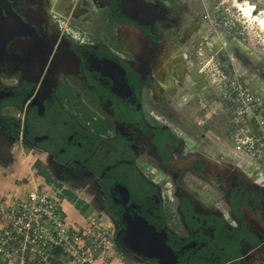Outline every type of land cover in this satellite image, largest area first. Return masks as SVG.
Masks as SVG:
<instances>
[{
  "label": "flooded vegetation",
  "instance_id": "flooded-vegetation-1",
  "mask_svg": "<svg viewBox=\"0 0 264 264\" xmlns=\"http://www.w3.org/2000/svg\"><path fill=\"white\" fill-rule=\"evenodd\" d=\"M186 4L0 0V166L38 151L41 182L104 213L128 259L264 264V185L180 122L206 16Z\"/></svg>",
  "mask_w": 264,
  "mask_h": 264
},
{
  "label": "rangeland",
  "instance_id": "rangeland-1",
  "mask_svg": "<svg viewBox=\"0 0 264 264\" xmlns=\"http://www.w3.org/2000/svg\"><path fill=\"white\" fill-rule=\"evenodd\" d=\"M181 1L187 2L188 9H195L193 12L206 15L201 19V23L196 24L193 41L191 40L196 56L189 67L191 77L189 90L186 89L187 93L180 96L181 101L184 102L185 98L187 104L185 103L182 108L174 103L177 107H181L180 111L185 113V117L190 116L192 119L185 118L180 121L183 128L189 131L190 136L186 135L189 139L187 145H193L198 140L195 135L196 133L199 135L203 129L199 130L201 128L199 123L206 125L208 133L218 144L220 143L219 146L228 155L230 164H237L245 177L258 179V185L263 186L264 79L258 78L256 70L257 66L264 69V0ZM190 1L194 2V5H191ZM253 79L256 85L253 84ZM254 88H259L262 94L254 91ZM205 120H207L206 124H204ZM236 144L242 145L247 155L238 153L233 147ZM208 146L210 150L216 151V146L211 144ZM18 154L20 161L17 167L14 166L15 172L12 168L5 167L6 175L4 176L11 175L13 172L17 177L20 176V180H16V185L22 186L23 190L27 189L28 186H25V183L29 181L31 190L35 187L50 191L49 186L44 185L43 182L35 185L32 181V174L38 175L34 162L41 163L42 155L31 148L19 149ZM150 159L157 161L155 158ZM183 176L187 177L186 174H182L180 178ZM53 177L60 180L59 177L50 175L51 179ZM25 178H28L27 181ZM55 189L64 195L60 187ZM78 193L83 196L82 191ZM73 197L72 202L65 201L63 204L68 215L78 220L84 218L86 222L83 224L90 233H95V230L99 233L108 232L112 239V224L108 217L99 212L95 206L83 207L82 203H79L77 208L79 215L77 211L71 209V206L75 207L76 199H78L75 194ZM68 203L70 207L66 205ZM168 204H174V200ZM112 244L115 255L107 256V250L97 251L95 255L99 254L98 260H95L93 264L95 262H99L98 264H142L138 259L126 258L127 255L120 251L113 241ZM52 252L55 259L61 257V251L58 248ZM66 260L68 257L64 253L61 261L67 263Z\"/></svg>",
  "mask_w": 264,
  "mask_h": 264
},
{
  "label": "built area",
  "instance_id": "built-area-1",
  "mask_svg": "<svg viewBox=\"0 0 264 264\" xmlns=\"http://www.w3.org/2000/svg\"><path fill=\"white\" fill-rule=\"evenodd\" d=\"M233 147L247 155L242 145ZM58 192L35 189L12 200L5 213L7 223L0 227V264H93L97 251L115 255L111 235L97 230L90 233L84 218L73 220ZM55 248L61 251L56 259ZM64 253L67 263L61 261Z\"/></svg>",
  "mask_w": 264,
  "mask_h": 264
},
{
  "label": "crops",
  "instance_id": "crops-1",
  "mask_svg": "<svg viewBox=\"0 0 264 264\" xmlns=\"http://www.w3.org/2000/svg\"><path fill=\"white\" fill-rule=\"evenodd\" d=\"M14 155H17V154L14 153L13 156ZM19 158L20 157L18 155H17V157L16 156L13 157L9 168H12V170H14V166L17 167V164L20 161ZM4 170H5V167L0 166V227L6 225V223H7L5 213H7L6 212L7 207H8V205H11L12 200L14 198H22V197H24L25 194H26V191L30 192L29 190H31L30 189V182L27 181L25 183V186H28V187H27V189H24V190H26L25 193H24V190L22 189V186L16 185V180H20V176H18V177L16 176V174L14 173L15 170H14V172L11 175L8 174L6 177L3 175ZM29 173H31V172H29ZM26 179H28V178H26ZM39 179H40V177L38 175L34 176V174H32V181H33V183L35 185L37 183L40 184L41 181H39ZM66 205L69 206V203L66 204ZM67 209L69 210L68 207H67ZM71 209H73L74 211H77L78 214H79V211L75 207L73 208L71 206ZM72 214H73V212H72ZM73 220H78V219H73ZM98 263L99 262H95V264H98Z\"/></svg>",
  "mask_w": 264,
  "mask_h": 264
},
{
  "label": "bare ground",
  "instance_id": "bare-ground-1",
  "mask_svg": "<svg viewBox=\"0 0 264 264\" xmlns=\"http://www.w3.org/2000/svg\"><path fill=\"white\" fill-rule=\"evenodd\" d=\"M263 28H264V22H263ZM127 31V30H126ZM133 32V31H132ZM131 34V33H130ZM170 46V45H169ZM169 46H168V51H167V53L165 54V57L166 56H168L169 55V53H170V51H171V48H169ZM166 50H167V48H166ZM158 68V67H157ZM164 69V68H163ZM158 74V73H157ZM215 169V168H214ZM252 224V223H251ZM250 224V225H251Z\"/></svg>",
  "mask_w": 264,
  "mask_h": 264
},
{
  "label": "trees",
  "instance_id": "trees-1",
  "mask_svg": "<svg viewBox=\"0 0 264 264\" xmlns=\"http://www.w3.org/2000/svg\"><path fill=\"white\" fill-rule=\"evenodd\" d=\"M36 166L39 167V162L36 164ZM40 172H41V171H40ZM41 173L45 174L44 172H41ZM65 192H66L68 195L71 196V193H70L69 191H65ZM77 205H78V204H77ZM77 205H76V206H77Z\"/></svg>",
  "mask_w": 264,
  "mask_h": 264
}]
</instances>
